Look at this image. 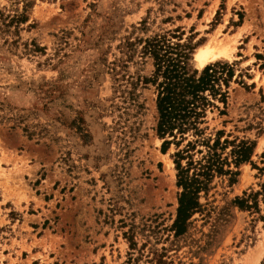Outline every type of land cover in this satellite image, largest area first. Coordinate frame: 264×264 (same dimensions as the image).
<instances>
[{"label": "rangeland", "instance_id": "rangeland-1", "mask_svg": "<svg viewBox=\"0 0 264 264\" xmlns=\"http://www.w3.org/2000/svg\"><path fill=\"white\" fill-rule=\"evenodd\" d=\"M159 34L193 44L195 69L199 46L229 47L207 63L233 68L226 113L207 110L200 138L254 144L234 181L213 175L178 236L173 154L186 141L162 148L142 52ZM232 147L217 151L231 161ZM262 152L264 0H0V264H129L142 245L140 262L164 248L169 264H243L264 242V202L234 200L261 190Z\"/></svg>", "mask_w": 264, "mask_h": 264}, {"label": "trees", "instance_id": "trees-1", "mask_svg": "<svg viewBox=\"0 0 264 264\" xmlns=\"http://www.w3.org/2000/svg\"><path fill=\"white\" fill-rule=\"evenodd\" d=\"M178 31V29H175ZM171 37H177L172 35ZM195 46L187 41L173 42L165 34L154 35L143 41L142 52L147 53L153 59L154 70L152 76L147 79L155 85L157 121L155 131L163 138L162 148L174 142L177 146L186 141L182 148L177 149L174 156L176 169V185L180 188L177 197L175 218L170 226L175 236L183 234L192 215L201 207L199 196L201 191H207L213 175L228 174L229 181L238 174L237 167L240 162L250 159L254 144L252 141L240 140L233 144L234 140L224 138L222 130L216 131L214 137L200 138L203 129L199 125L203 123L207 110L216 108L219 113L225 114L227 103V90L229 80L233 76V68L228 63L214 62L206 64L198 70L189 66L192 50ZM222 103V109L216 104ZM195 139L188 138V132ZM169 138H166L168 137ZM199 136V138H198ZM202 141L205 146L196 149V143ZM232 143L230 155L232 160L221 155L217 149L223 150L226 144ZM201 154L194 157L193 152ZM261 163H264V152L261 153ZM184 161V163H182ZM253 167L264 170V165ZM246 193H244L245 195ZM262 195L264 202V184L261 190L251 192L242 197H236L234 203L241 209L259 211L258 196ZM129 246L136 249V242L129 238ZM143 246V245H142ZM137 248L138 255L130 252L129 264H169L166 251H151V256L140 262L143 248ZM264 264V260L261 262Z\"/></svg>", "mask_w": 264, "mask_h": 264}, {"label": "bare ground", "instance_id": "bare-ground-1", "mask_svg": "<svg viewBox=\"0 0 264 264\" xmlns=\"http://www.w3.org/2000/svg\"><path fill=\"white\" fill-rule=\"evenodd\" d=\"M229 56V47L219 44V41L214 43L206 42L199 46L193 55V61L198 69H202L208 62L221 57ZM264 251V242L259 244L245 258L243 264H256Z\"/></svg>", "mask_w": 264, "mask_h": 264}]
</instances>
